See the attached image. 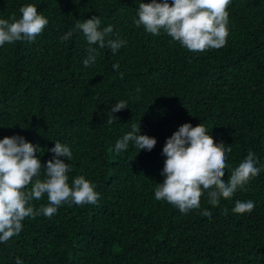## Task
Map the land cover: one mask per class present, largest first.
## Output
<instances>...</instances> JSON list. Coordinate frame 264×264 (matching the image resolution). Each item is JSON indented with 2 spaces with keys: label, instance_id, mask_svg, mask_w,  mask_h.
<instances>
[{
  "label": "trees",
  "instance_id": "obj_1",
  "mask_svg": "<svg viewBox=\"0 0 264 264\" xmlns=\"http://www.w3.org/2000/svg\"><path fill=\"white\" fill-rule=\"evenodd\" d=\"M150 2L0 0V19L20 18V7L33 4L48 20L33 41L0 46V140L19 135L38 146L41 179L55 142L67 145L72 160L60 159L71 167L69 184L84 176L100 197L62 204L51 218H25L18 236L0 243V264L17 257L22 264H264V0H231L226 45L196 53L163 30L157 36L135 25L139 3ZM93 16L100 30L112 26L106 40L127 43L116 53L92 45L99 55L84 67L89 45L75 25ZM119 101L127 109L108 124ZM185 123H203L216 143L231 147L224 182L249 150L261 169L219 206L205 193L187 214L154 196L165 142ZM133 124L156 139L152 151L131 142L115 150ZM237 200L255 207L236 214ZM47 204L46 195L31 202Z\"/></svg>",
  "mask_w": 264,
  "mask_h": 264
},
{
  "label": "clouds",
  "instance_id": "obj_2",
  "mask_svg": "<svg viewBox=\"0 0 264 264\" xmlns=\"http://www.w3.org/2000/svg\"><path fill=\"white\" fill-rule=\"evenodd\" d=\"M231 0H151L139 3L137 16L133 22L137 27L143 25L148 33L160 35L163 30L172 41L179 42L190 52H203L208 49H220L227 43L229 36L227 8ZM20 18L11 16L0 19V46L17 41H33L48 25V20L33 4L20 7ZM101 19L93 16L83 22H77L75 29L81 31L89 45L84 67L94 64L99 52L92 45L103 49L109 47L116 53L127 42L106 40L112 33L111 25L100 30ZM72 31L64 34L68 40ZM119 70V64L113 65ZM121 79L123 74L121 73ZM137 92L140 89H136ZM138 98V97H137ZM127 109V101H119L111 108L106 122L112 124L117 118L113 115ZM140 126L133 124L115 144L117 152L127 150L133 143L139 150L152 151L157 141L147 135H140ZM231 147L216 143L203 123L193 127L185 123L168 138L162 154L166 157L161 175L163 183L156 185L154 196L157 201H166L178 208L183 214L199 209L202 196L207 193L208 203L217 207L221 199L228 200L243 188L252 178L259 175L261 169L256 166L255 154L249 150L247 156L234 169L227 182L222 177L228 167L227 153ZM38 146L16 135L0 140V243L9 241L22 231L25 218L35 219L43 214L51 218L58 208L65 203L83 206L96 204L99 193L95 185L84 176H78L69 184L68 173L71 171L67 161L72 160L71 149L60 142L50 150L53 159L46 164V171L41 179L42 164L36 153ZM31 185V187H29ZM47 196V206L36 209L32 201ZM255 207L252 201L237 200L232 211L236 214L251 212ZM228 210L224 209L227 215ZM201 215L211 219L212 213L204 209ZM16 264H22L19 257Z\"/></svg>",
  "mask_w": 264,
  "mask_h": 264
}]
</instances>
